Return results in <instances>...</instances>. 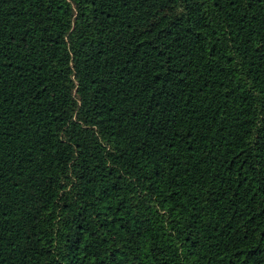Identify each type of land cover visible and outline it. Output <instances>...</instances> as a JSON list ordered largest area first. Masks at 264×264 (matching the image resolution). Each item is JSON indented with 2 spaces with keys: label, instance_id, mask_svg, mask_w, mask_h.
I'll return each mask as SVG.
<instances>
[{
  "label": "trees",
  "instance_id": "trees-1",
  "mask_svg": "<svg viewBox=\"0 0 264 264\" xmlns=\"http://www.w3.org/2000/svg\"><path fill=\"white\" fill-rule=\"evenodd\" d=\"M0 264H264V0H0Z\"/></svg>",
  "mask_w": 264,
  "mask_h": 264
}]
</instances>
